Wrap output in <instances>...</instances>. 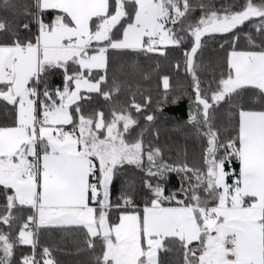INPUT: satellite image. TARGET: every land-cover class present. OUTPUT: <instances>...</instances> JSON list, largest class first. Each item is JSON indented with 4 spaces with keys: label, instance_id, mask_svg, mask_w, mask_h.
<instances>
[{
    "label": "snow or ice",
    "instance_id": "1",
    "mask_svg": "<svg viewBox=\"0 0 264 264\" xmlns=\"http://www.w3.org/2000/svg\"><path fill=\"white\" fill-rule=\"evenodd\" d=\"M3 7L19 15L0 17L8 38L0 42V102L14 115L11 126H0V264H57L39 243L46 229L82 233L94 264H164L162 253L173 247L180 264H264V109L235 106L226 134L215 122L244 90L264 97V0L219 8L191 0H4ZM248 25L261 43L244 33L249 50H239ZM215 35L231 50L226 71L205 90L197 54ZM185 41L187 124L202 142L194 164L169 162L161 147L146 145L144 130L131 138L140 116L148 125L156 120L145 114L151 97L140 103L133 93L121 103L114 97L122 85L109 77L110 53L166 57ZM55 71L62 81L54 87ZM162 86L167 93V75ZM91 94L109 104L107 112L84 111ZM125 165L144 173L142 207L127 193L113 201ZM170 174L179 177L175 191ZM18 245L31 251L14 259Z\"/></svg>",
    "mask_w": 264,
    "mask_h": 264
},
{
    "label": "trees",
    "instance_id": "2",
    "mask_svg": "<svg viewBox=\"0 0 264 264\" xmlns=\"http://www.w3.org/2000/svg\"><path fill=\"white\" fill-rule=\"evenodd\" d=\"M10 2L23 5L30 3V0H10ZM201 2L219 8L221 5H228L237 2V0H191L194 5ZM3 3L4 0H0V17L12 18L19 15L15 9H5ZM199 15L200 11L197 9L193 13V17L198 18ZM50 18H52L51 15L46 17V19ZM35 31L36 28L33 25L32 33ZM244 33H251L257 45L261 43V38L252 31V26L248 25L241 33V39L237 46L239 50H249ZM20 34L22 36L31 35L23 30ZM7 39L5 34H0V42H7ZM203 39L205 43L197 54V63L200 66L198 75L202 81L201 87L207 90L209 84L215 87L214 78L218 79L221 73L226 71V57L231 49L227 44L223 49L220 47L225 39L220 35L205 36ZM189 47L190 41H185L181 47L169 48L166 57L157 54L110 53L109 77L114 76L122 85L121 93L114 97L121 103L130 101L133 93L136 94V100L140 103L144 102L145 97H151L152 103L146 109L145 114L154 113L156 120L148 125L143 116H140V126L133 131L131 138H135L144 130L146 145L151 143L161 147L164 150L165 159L169 162L186 158L189 163L194 164L199 162L202 142L195 129L187 124L191 104L190 97L193 93L191 77L187 76L183 69V51ZM177 63L180 64L179 69L175 67ZM165 75L170 78L171 85L167 93L162 86V77ZM48 79L54 87L59 86L62 81V73L55 71L49 75ZM91 95L92 99L84 102V111L90 112L94 108H102L107 112L109 104L96 94ZM161 101L164 103L161 104ZM231 105L232 107L228 104L223 105L216 113L215 122L222 134L230 131L229 113L235 111V106L262 110L264 109V97L259 95L256 90L248 89L244 90L240 96L234 97ZM158 107L162 110H158ZM13 120L14 115L11 107L0 102V126H11ZM143 179V172L134 165H125L114 177L113 201L119 200L122 194L127 193L133 195L136 202L142 207ZM178 186L179 177L176 174H170L167 184L169 191H175ZM27 214L28 212L25 210L18 215L26 216ZM116 215L113 212V219ZM39 243L41 247L47 246L52 249L57 264H94L95 254L87 249L83 243V235L78 231L71 229L42 230ZM30 251L29 247L18 245L14 259H18L23 254H29ZM97 252H99V248H97ZM162 259L164 264H180L182 257L173 247L172 251L162 253Z\"/></svg>",
    "mask_w": 264,
    "mask_h": 264
}]
</instances>
